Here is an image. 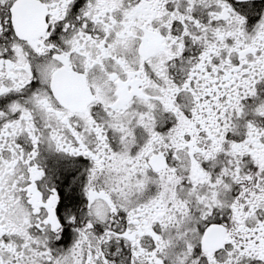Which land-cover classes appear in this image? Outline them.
Instances as JSON below:
<instances>
[{"label": "snow or ice", "instance_id": "6c2138e0", "mask_svg": "<svg viewBox=\"0 0 264 264\" xmlns=\"http://www.w3.org/2000/svg\"><path fill=\"white\" fill-rule=\"evenodd\" d=\"M0 264H264V0H0Z\"/></svg>", "mask_w": 264, "mask_h": 264}]
</instances>
